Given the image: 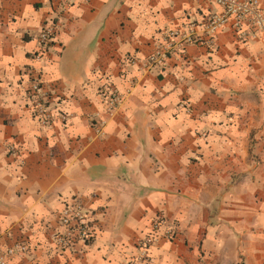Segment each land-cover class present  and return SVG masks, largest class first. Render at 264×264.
Segmentation results:
<instances>
[{
    "label": "crops",
    "instance_id": "1",
    "mask_svg": "<svg viewBox=\"0 0 264 264\" xmlns=\"http://www.w3.org/2000/svg\"><path fill=\"white\" fill-rule=\"evenodd\" d=\"M220 11L0 0V249L26 245L5 264H124L157 218L174 236L160 228L148 264H264V31L242 38L228 23L210 40L201 24ZM190 21L195 41L148 69L164 32ZM32 76L50 93L45 125ZM76 205L93 234L58 247Z\"/></svg>",
    "mask_w": 264,
    "mask_h": 264
},
{
    "label": "built area",
    "instance_id": "2",
    "mask_svg": "<svg viewBox=\"0 0 264 264\" xmlns=\"http://www.w3.org/2000/svg\"><path fill=\"white\" fill-rule=\"evenodd\" d=\"M221 8L220 12L210 14L201 24L204 34L211 40L215 33L231 23L238 30L242 38H246L249 34L264 31V15L260 9L258 0H214ZM195 22H188L184 29H169L164 32L162 41L152 54L145 61V66H160L165 57L170 54L181 51L185 45L195 41ZM246 26L248 29L243 28ZM54 28L45 26L39 35L42 43H47L51 38ZM40 54L36 57L40 58ZM29 93L33 114L40 118L41 124H47L50 119L48 111L49 90H47L40 76H32L29 82ZM106 108L108 111L114 110L120 100L117 89H111L106 96ZM99 130V128H97ZM14 147H10L13 150ZM61 223L66 227L65 231L57 235L56 244L58 247H69L74 241H87L91 238L93 230L88 221L87 214L81 210L79 205L74 207H65L60 215ZM160 228L164 229L162 235L171 239L174 236V228L164 221L157 218L153 221L151 229L136 243L135 253L130 255L124 264H148L150 258V249L155 245L159 237ZM26 245L16 242L13 247L5 250L0 249V264H5L6 256L15 252L23 253Z\"/></svg>",
    "mask_w": 264,
    "mask_h": 264
}]
</instances>
